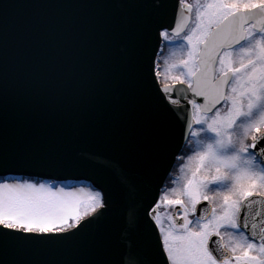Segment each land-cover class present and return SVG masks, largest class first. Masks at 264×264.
Instances as JSON below:
<instances>
[{"label": "snow or ice", "instance_id": "6c2138e0", "mask_svg": "<svg viewBox=\"0 0 264 264\" xmlns=\"http://www.w3.org/2000/svg\"><path fill=\"white\" fill-rule=\"evenodd\" d=\"M89 6L155 9L123 29L118 20H97L92 27L128 40L125 70L134 89L146 92L150 82L157 85L171 72L175 83L186 85L165 83L159 91L176 106L171 110L181 122L176 159H195V170L182 189L158 188L147 203L141 186L124 173L108 187L0 179V264H112L102 239L90 253L65 254L75 249L81 233L120 208L148 243L114 264H264V0H176L172 22L165 19L164 0ZM152 29L156 44L149 55L146 38ZM20 41L0 24V169L59 163L21 149L20 138L10 131L9 56ZM78 126L70 122L65 131ZM161 159L162 152L155 153L145 167ZM187 166L181 164L180 171ZM178 180L169 174L171 184ZM217 200L222 202L213 206ZM201 201L207 203L198 209ZM173 205L178 206L174 213L160 211Z\"/></svg>", "mask_w": 264, "mask_h": 264}, {"label": "water", "instance_id": "95a60500", "mask_svg": "<svg viewBox=\"0 0 264 264\" xmlns=\"http://www.w3.org/2000/svg\"><path fill=\"white\" fill-rule=\"evenodd\" d=\"M108 2L121 0H0V24L21 39L9 56L10 131L20 138L21 149L59 161L0 169V179L108 187L117 183V173H124L141 186L145 203L165 186L183 143L181 122L171 110L176 106L161 99L160 83L150 82L146 92L134 89L125 70L128 40L92 27L97 20H118L123 29L130 19L153 15L155 9L89 6ZM143 2L154 4L155 0ZM164 4L165 19L172 22L176 0H164ZM146 43L151 55L154 29ZM180 104L191 107L186 100ZM70 122L79 126L69 134L65 130ZM160 152V162L147 169L146 159ZM101 239L112 264L129 251H143L148 243L120 208L81 233L75 249L65 255L90 253Z\"/></svg>", "mask_w": 264, "mask_h": 264}, {"label": "flooded vegetation", "instance_id": "af4514ba", "mask_svg": "<svg viewBox=\"0 0 264 264\" xmlns=\"http://www.w3.org/2000/svg\"><path fill=\"white\" fill-rule=\"evenodd\" d=\"M174 169H176V172L178 171V173H176V172H174V173H172V175H171V178H173V179H175V178H179V180H178V183L177 184H175V185H173V184H171L170 182H169V180H168V182H167V184H166V186L167 187H176L177 189L183 184V186L186 184V182H185V179H186V181L188 180V179H190L191 178V175H192V172H191V174L190 175H184V173L183 172H181V171H179L180 170V167L179 166H177L176 168H174ZM183 186H182V188H183ZM181 188V189H182ZM169 198H175V194H173V193H169ZM222 201L221 200H217V201H214L213 202V206H217L219 203H221ZM201 203H207L206 201H201ZM199 206V205H198ZM197 206V207H198ZM178 208V206H175V205H173V207L172 208H170V206L167 208V209H165L163 206H162V208L160 209V211L161 212H167V213H169V214H171V213H174L175 211H176V209ZM218 211H219V208L217 209ZM191 218H193V217H191L190 216V219ZM228 240V238L227 237H225V241H227Z\"/></svg>", "mask_w": 264, "mask_h": 264}, {"label": "rangeland", "instance_id": "374dc122", "mask_svg": "<svg viewBox=\"0 0 264 264\" xmlns=\"http://www.w3.org/2000/svg\"><path fill=\"white\" fill-rule=\"evenodd\" d=\"M188 2L189 3H193V0H188ZM195 20V9H193V13H192V21H194ZM193 26V24L191 23L190 24V26H189V28L190 27H192ZM170 51V50H169ZM174 59V58H173ZM171 62V61H170ZM170 75H172V74H175V72H171V73H169ZM163 76V74L161 75V77ZM161 79V78H160ZM199 126L198 125H195L194 126V128H198ZM188 154H191V153H188ZM180 164L178 165L179 167H180V165L181 164H185V163H187V167H185V169H184V171H183V173H184V175H190L191 174V172L192 171H194L195 170V167H196V163H197V161L194 159V160H192V161H186V160H181L180 162H179ZM180 171V170H179ZM176 173H178V171L176 172ZM199 175V174H198ZM18 180H21V181H23L22 179H18ZM29 182H33V183H35L36 181H29ZM185 182H187L186 181V179H185ZM42 183H46V182H42ZM57 185H60V184H57ZM62 185H64L65 187H67L69 184H62ZM74 186H77V187H82V186H87L86 184L85 185H74ZM182 186H183V184L178 188V189H181L182 188ZM173 206H170V208H172ZM70 223H71V221H69Z\"/></svg>", "mask_w": 264, "mask_h": 264}, {"label": "trees", "instance_id": "16d2710c", "mask_svg": "<svg viewBox=\"0 0 264 264\" xmlns=\"http://www.w3.org/2000/svg\"><path fill=\"white\" fill-rule=\"evenodd\" d=\"M168 52H169V50L166 49V51H165V55H167ZM173 75H175V74H172V75L169 74L168 79H165L164 76H162V77H161V83H162V84H165V83H166V84H174L175 81L171 78ZM39 182H40V181H39Z\"/></svg>", "mask_w": 264, "mask_h": 264}]
</instances>
